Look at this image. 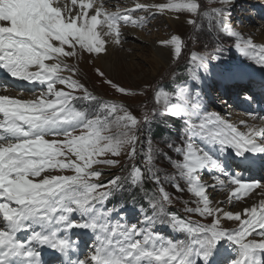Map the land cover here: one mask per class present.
Returning <instances> with one entry per match:
<instances>
[{
  "label": "snow or ice",
  "instance_id": "obj_1",
  "mask_svg": "<svg viewBox=\"0 0 264 264\" xmlns=\"http://www.w3.org/2000/svg\"><path fill=\"white\" fill-rule=\"evenodd\" d=\"M71 4L69 10L60 0H0V71L12 81L0 83V90L17 88L23 92L21 82L44 86L32 100L0 94V264H264V199L234 213L213 206L207 194L227 182L232 186L230 200H241L256 189L264 196V183L245 182L240 175L256 163L252 154H264V143L256 142V137L264 138V129L242 132L219 114L202 116L183 102L170 103L172 94L157 90L154 101L164 107L154 108L151 114L163 111L187 121L186 144L175 147L183 159L175 167L188 191L198 199L196 207L186 211L212 217V222L195 224L165 211L172 200L152 167L151 154L145 158L147 168L133 164L126 179L132 186L146 179L158 186V195L150 201L152 216H145L142 226L112 222L110 217L117 209L104 205L122 188L121 177L102 182L103 173L94 165L115 167L119 163L99 159L101 156L126 154L134 161L141 125L148 123V115L141 120L122 105L104 101L98 103L95 113L78 109L74 101L95 102L97 97L78 80L59 75L64 70L75 74L65 58L85 52L106 53L108 43L119 46L121 26H140L146 19L134 18L135 10L183 11L199 16L201 5L197 0L136 3L134 10L119 15L107 12L94 0H80L78 9L77 0ZM90 10H94L91 15ZM226 12L227 8H222L214 15L223 31L234 34L223 20ZM188 23L196 25L197 20ZM105 36L110 39L105 40ZM161 44L173 47L177 57L182 52L179 37ZM234 46L237 50L255 48L251 39L242 45L239 37ZM192 59L199 60L204 73H212L203 58ZM49 60L55 62L46 63ZM217 60L221 81L240 78L238 71L221 63L222 56ZM257 63L264 68V58ZM97 74L105 77L99 69ZM104 82L121 95L136 94L111 79ZM244 98L252 100L247 94ZM113 120L121 131L113 130ZM196 139L215 147L222 159L194 146ZM68 172L72 174H64ZM201 172L213 183L203 182ZM173 186L184 190L177 183ZM224 220L237 222L236 227L223 228ZM157 222L186 233L187 241L165 240L151 231ZM77 229L91 230L94 235L86 240L88 231H73ZM20 233H26L24 240L18 238ZM81 245L85 249L82 255ZM42 250L46 252L44 259Z\"/></svg>",
  "mask_w": 264,
  "mask_h": 264
},
{
  "label": "rangeland",
  "instance_id": "obj_2",
  "mask_svg": "<svg viewBox=\"0 0 264 264\" xmlns=\"http://www.w3.org/2000/svg\"><path fill=\"white\" fill-rule=\"evenodd\" d=\"M94 2L97 5H100V3L103 2V6L111 8L110 10L113 11L112 13L123 15L126 11L134 10L136 3H139L140 0H94ZM168 2H170V0H153V3L155 4H165ZM174 2L179 3L181 0H174ZM197 2L201 5L199 16H192L191 14L183 11H173L170 15H168L167 12H157L155 9L147 12L140 10L133 11L134 18L145 17L146 19L142 24H140V26H136L134 24L121 26V42L123 45L114 47V51H119V53L121 52L123 56L119 55L120 61L116 62V74L114 73V75L113 71L106 70L100 66L97 55L85 52L76 57L65 58V63L74 68L75 74L73 75L72 72L64 70L61 71L59 75L65 77L71 76L72 79L78 80L88 89L89 92L97 97V101L95 102L83 100L74 101L76 102L75 105L78 109L86 110L89 113H95L98 103L100 101H104L109 104L122 105L128 112L141 120L146 114L148 115V123L146 125H141V131L139 133L140 140L137 146L138 155L134 161H130L126 154H122L119 157L101 156L99 159H115L118 160L119 163L115 167L102 164L94 165L95 169H99L103 173L100 177V181L102 182L106 183L115 176L121 177L120 182L122 184V188L113 193V204L116 201L127 202L130 199H134L130 197L129 191L131 189V183L126 178L129 176L133 164L137 166L139 162H146L145 158L149 154H151L153 158L152 167H154L160 178L165 176L168 177V175H165V171L161 170V167H173L174 169H172V171L177 175L176 167L173 166L171 162H168L165 159L163 160L159 156L158 151H166V146L156 140H152L150 134L145 131L146 128L148 131L149 125L154 122L158 116H170L169 113L163 111H158L156 115L151 114L154 108L163 109L164 107L163 103L156 104L154 101L157 90L172 94L170 103H177L183 102L180 93L184 91L183 89L189 86L192 88V92H194L195 95L193 103L190 104L192 109L196 110L202 116L216 113L223 119L229 121L224 109H227L228 111L231 104L235 101L230 97V85L233 81L224 82L220 80L218 75L219 68L217 67V57L222 56L223 61H221V63L223 65L230 66L232 69L243 74H249L250 76L254 74L264 75V68H261L257 63L260 58H264V45L262 44L263 42L261 38L258 37L259 32L264 33V0H231V3L227 5L224 3V0H197ZM222 8H227V12L223 17V20L229 24L231 29L234 30V34L232 32L223 31L214 15ZM190 19L197 20V24L193 25L188 23ZM128 33H132V35H125ZM187 35L193 39L191 46L189 44V38H185ZM213 36L220 40L219 43L221 44V48L215 46L216 39ZM172 37H179L181 39L182 52L171 62L168 58L163 59L159 56V54L155 52L154 45L161 43V41H168ZM238 37L240 38L241 43L247 39H251L255 48L237 50L234 44L237 42ZM190 47L193 51L192 57L196 56L198 58H203L204 62L208 64L209 69H212L213 74L211 72L204 73L199 68V60H193L192 57L189 60L186 58V51H190ZM228 50L231 52L227 53L226 51ZM234 55H237L238 59L234 58ZM245 57H248V59L245 60ZM157 60H159V64ZM109 61L111 62L113 68V56ZM54 62L55 61L52 60L46 61L48 64H52ZM61 67H63V65ZM97 69L104 72L105 77L99 76L97 74ZM129 69H131L132 72H130ZM105 78L113 80V82L136 94L121 95L109 84L104 82ZM177 79H183L184 82L182 84H178ZM6 81L8 83L12 82L8 80L5 75L0 76V83H4ZM20 87L24 89L23 92H20L17 88H9L8 90L15 91L17 95L22 94L21 96L23 98L20 99L23 100L35 99L36 96H38L44 89L43 85L30 84L27 82H21ZM57 87L59 88L63 86L57 85ZM75 94L81 95L79 92ZM213 97L217 99L221 98V100L214 103ZM203 101L209 106L206 113H203L200 108ZM183 103L185 104V102ZM222 103L224 108L223 110L219 107V104L222 105ZM230 110L231 109H229V112ZM121 114L122 113H117V115ZM0 119H2V115H0ZM179 119H181L187 126L185 118ZM112 128L116 132L121 131L115 120L112 121ZM184 131H186V129H181L179 134L181 136V142L186 144V135L184 134ZM145 135L147 139H145ZM256 141L258 144L261 143V139L256 138ZM181 142L178 144L182 145ZM193 143L194 146L204 148L214 157H220L221 155L215 147H211L207 143L202 144L196 140L193 141ZM143 146H145L144 149ZM149 149H151V153H149ZM127 150L128 149L126 148L124 151L127 152ZM172 158H175L173 151ZM220 158L222 159V157ZM259 163L258 170H249L247 174L249 182L264 183V154L261 155ZM147 166L145 167L147 168ZM255 172L257 173L253 175ZM55 174L60 173L57 172ZM64 174L72 173L68 172ZM200 174L203 182L207 184L213 183V180L206 172H201ZM178 180L182 183L181 188L184 190L177 191L174 186H171L167 193H173V196L177 195L178 199L177 201L174 200V203L177 209H179L182 213L180 218L195 224H210L212 222V217H201L198 214L186 211L187 208L196 207L195 201L198 198L188 191V185L185 180H181L180 178H178ZM217 186L218 187L215 189L208 190L207 194L209 195L210 200L213 204L214 202L218 203L221 208H227L231 212H235V206L237 204H242L245 207L247 202H252V198L255 197L256 194V198L262 197L258 194L260 193V189H256L241 200H235L234 198L230 200V191L227 189L232 186H229L227 182L223 188L219 185ZM138 187L142 188L143 185L139 184L134 186V189ZM138 191L139 190H137V193ZM140 191L141 192L138 194V197L141 196L140 198H142L143 204L141 203L139 206H136L134 203H131L128 206L126 204H121L119 206L116 205L118 206L116 208L117 211L114 212V217H110L112 222L119 221L129 226L132 224L142 226L145 222L144 217L152 216L150 212L153 213V209L150 207V201L152 200L154 194L158 195L157 189L155 191L149 189L145 191L141 189ZM229 205L233 207L229 208ZM123 206H130L132 208L130 210L119 211V209ZM113 208H115V206H113ZM120 212H123V214L120 215ZM225 221L228 222V220L223 221V228L233 229L236 227V225L233 226L232 223L224 224ZM166 229L165 225L157 222L152 227L151 231L158 233L165 240H176V236L170 234L169 231L166 232ZM84 231L88 230H74V232ZM85 237L84 239L90 240L88 239L89 237ZM180 237L187 239V234H180ZM252 238V236L248 237L249 240ZM257 239L259 238L257 237ZM83 247L84 246L81 245V255L85 251Z\"/></svg>",
  "mask_w": 264,
  "mask_h": 264
},
{
  "label": "bare ground",
  "instance_id": "obj_3",
  "mask_svg": "<svg viewBox=\"0 0 264 264\" xmlns=\"http://www.w3.org/2000/svg\"><path fill=\"white\" fill-rule=\"evenodd\" d=\"M79 2H80V0H77V6H76L77 9H78ZM60 3H61V6L67 5V9H69V10L73 8V6L71 4V0H60ZM139 3H143V4H155V3H153V0H140ZM111 5H113V4H111ZM156 5H158V4H156ZM104 9L107 12H109V13H112L113 12V11L110 10L111 8L104 7ZM92 11L93 10H90V12H89L90 15L92 14ZM172 12L173 11H168L167 14L170 15V14H172ZM125 35H132V33H128V34H125ZM258 37L261 38V40L263 42L262 44L264 45V33L259 32ZM104 39L105 40H109L110 38L107 37V36H105ZM121 45H123L122 42H121V44L119 46H121ZM242 45H243V43H242ZM154 46H155V52L157 54H159V56H161L163 59L168 58L171 62L174 59H176L177 56H176V54L174 52V48L173 47H171V46H163L161 43H157ZM114 47H116V46L113 45V44H111V43H108L106 45L107 52L106 53H101L100 55H97L98 63L100 64V66L102 68L106 69V70L113 71V75H114V73L116 74V62L117 61H120L119 60L120 59L119 55H122L121 52L119 53V51H114ZM112 56H113V61H114V67L113 68H112L111 62L109 61L110 58H112ZM157 61H158V64H159L160 63L159 60H157ZM170 61H169V63H170ZM129 70H130V72H132L131 69H129ZM0 74H4V72L3 71H0ZM235 87H238V85L235 84V83H233V87H232V89L230 88V91H232L233 89H235ZM183 90L184 91L180 93V96L182 97L181 99H182L183 102H185V104L187 106L190 107V104L193 103V99H194V96H195L194 95V92H192L193 90L189 86L186 87ZM0 94L9 95L11 97L23 98L21 96L22 94L21 95H17L16 92L13 91V90H7V91L0 90ZM27 100H29V99H27ZM218 100H221V98H219V99L214 98L213 99V102L216 103ZM200 104H201V99H200ZM220 105L221 104H219V107L223 110L224 109L223 108V103H222L221 106ZM208 107L209 106L204 101L202 102V105H200V108H201V110H202L203 113H206V111L208 110ZM255 108L256 107H253L252 106V102L251 101H248V100L238 101L237 99H235V101L231 104V107L229 108V109H231L230 112H229V109H228V111H227V109L226 110L224 109V111H225V114L227 115V117L229 118V121L231 123H233L234 125H236L237 128H239L240 131L247 133L250 130H261V129H264V124H263V122H264V119H263L264 118V115L261 114V112L259 113V111L256 110L257 108L256 109ZM241 121H244L247 126L242 125L240 123ZM256 138L261 139V143H264V138H261L259 136L256 137ZM261 143H259V144H261ZM252 155H253L256 163L251 168L253 170H258V165L260 164L259 162H260V157H261L262 154L261 153H254ZM248 172L249 171H245L243 173H240L243 181H245V182H249V179H248V176H247ZM256 173L257 172L253 173V175L256 174ZM229 189H227V190H229ZM256 197H257V194H256L255 197L252 198V202H250V203L247 202L246 203L247 205L245 207H250L253 204H258L261 199H264V196H262L261 198L260 197L259 198H256ZM212 205L213 206H216V205H219V204L214 202V204L212 203ZM231 207H233V206H230L229 205V208H231ZM235 207H236L235 212H239L243 208H245L242 204H239V205L237 204ZM224 211L225 212H228L229 209L226 208V209H224ZM222 223H223V221H222ZM228 223H232L233 226L236 225V223L230 222L229 220H228V222H226V221L224 222V224H228ZM88 233H89V235L87 236V238L89 237L88 239H91L94 234L91 233V230H88ZM25 236H26V233H20V234H18V238L20 240H24ZM45 257H46V252L44 250H42V257H41V259H44Z\"/></svg>",
  "mask_w": 264,
  "mask_h": 264
},
{
  "label": "trees",
  "instance_id": "obj_4",
  "mask_svg": "<svg viewBox=\"0 0 264 264\" xmlns=\"http://www.w3.org/2000/svg\"><path fill=\"white\" fill-rule=\"evenodd\" d=\"M188 37L189 38V44L191 46L192 42H193V39L192 37L190 36H185V38ZM216 41H215V46H217L218 48H221V44L219 43L220 40H218L217 37L213 36ZM190 51H186V58L189 60L191 59L192 55H193V51L191 49V47L189 48ZM226 50V49H224ZM227 53H230L231 51L228 50L226 51ZM183 57H184V54H183ZM235 58V57H234ZM188 62V61H187ZM177 79V82L178 83H183V79ZM76 102H74L75 104ZM148 131H147V128L145 129V131L147 133L150 134V137L152 138V140H156L157 142H160L161 144H164L166 146V151H158L159 153V156L160 158H162L163 160L165 159L166 161L168 162H171L173 164V166H175V164L177 162H182V156L180 154H178L176 151H175V147H184L182 142H181V136L179 134V131L181 129H186V131H184V134L186 135L187 134V126L184 124L183 121L181 120H178L172 116H167V115H164L163 117L162 116H158L154 122H152L149 127H148ZM145 139H147L146 135H145ZM177 141V142H176ZM195 141V140H194ZM196 141H198L199 143H205L203 141H200L198 139H196ZM173 142V143H171ZM182 143V145H179L178 143ZM169 144H172L174 147L173 148H169L168 145ZM176 145V146H175ZM145 148V146H143V149ZM172 151H173V155H175V158L173 159L172 158ZM163 154H164V157H163ZM169 158V160H168ZM145 160V159H144ZM138 167H140L141 169H145L147 166L146 162H139L137 164ZM159 169H160V166H159ZM172 169H174L173 167H170V168H162L161 167V170H164L165 171V175H168L165 176V177H162L161 178V185L163 186V188L166 190V192L168 190H170L171 186H173L174 183H177L180 185V187L182 186V183L178 180L179 176H177L176 174H174L175 172L172 171ZM181 179V178H180ZM182 180V179H181ZM143 187L140 188H136L134 189V186L131 185V189L129 191V194H130V197L131 198H134L136 199V201H142V198L138 197V194H140V190H145L147 191V189L149 190H152V191H155L157 189V193H158V186L152 182L151 180H145L143 183H142ZM137 190L138 193H137ZM173 194V193H172ZM172 194H168L169 197H173L171 198L172 200V203L169 204V205H166L165 207V211L167 213H170V214H175L177 215L178 217H180L182 215L181 211L179 209H177V207L175 206V203H174V200L177 201L178 197L177 195L173 196ZM129 202V200H128ZM108 207H113V200H110L108 202ZM179 210V212H178ZM184 234V232H183ZM188 239V238H187ZM187 239H184V241H187Z\"/></svg>",
  "mask_w": 264,
  "mask_h": 264
}]
</instances>
